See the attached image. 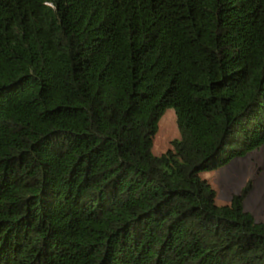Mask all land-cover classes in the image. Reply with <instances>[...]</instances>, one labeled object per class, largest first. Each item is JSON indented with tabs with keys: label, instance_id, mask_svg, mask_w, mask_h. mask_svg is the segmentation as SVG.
Instances as JSON below:
<instances>
[{
	"label": "trees",
	"instance_id": "trees-1",
	"mask_svg": "<svg viewBox=\"0 0 264 264\" xmlns=\"http://www.w3.org/2000/svg\"><path fill=\"white\" fill-rule=\"evenodd\" d=\"M263 144L264 0H0V264H264Z\"/></svg>",
	"mask_w": 264,
	"mask_h": 264
},
{
	"label": "rangeland",
	"instance_id": "rangeland-1",
	"mask_svg": "<svg viewBox=\"0 0 264 264\" xmlns=\"http://www.w3.org/2000/svg\"><path fill=\"white\" fill-rule=\"evenodd\" d=\"M179 137L177 116L172 108H166L153 138V154H162L170 147L171 141ZM201 177L216 192L215 203L219 206L228 203L233 195L248 187L243 208L252 213L257 221L264 222V144L241 157L230 158L222 165L204 171Z\"/></svg>",
	"mask_w": 264,
	"mask_h": 264
}]
</instances>
